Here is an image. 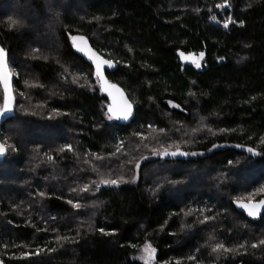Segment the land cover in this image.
I'll use <instances>...</instances> for the list:
<instances>
[{
    "label": "trees",
    "instance_id": "obj_1",
    "mask_svg": "<svg viewBox=\"0 0 264 264\" xmlns=\"http://www.w3.org/2000/svg\"><path fill=\"white\" fill-rule=\"evenodd\" d=\"M17 1V15L0 8V43L19 74L16 115L1 129L17 149L0 162L4 264H143L136 256L145 242L156 249L154 264H264V245L250 246L264 238V215L249 219L233 202L248 201L249 193L252 200L264 198L257 191L264 187V0H229L232 9L217 8L223 0H77L81 8L74 0L65 6L49 0V7L45 0ZM8 17H26L34 26ZM75 33L119 63L108 76L137 106L130 124L108 119V98L93 66L71 46ZM182 51L203 52L200 67L182 63ZM151 131L156 146L176 141L200 155L157 156L141 164L134 183L93 190L91 180L110 171L119 176V165L131 181L135 161L153 149L134 133ZM30 132L37 138L29 150L14 142L13 133ZM103 153L114 158L92 156ZM7 166L19 176L7 177ZM191 167L203 172L200 189L187 187L178 198L165 178L181 181ZM85 183L89 191L81 192ZM65 235L74 242L55 239ZM217 243L245 247L213 252ZM37 245L43 251L32 255ZM21 252L30 255L19 258Z\"/></svg>",
    "mask_w": 264,
    "mask_h": 264
},
{
    "label": "snow or ice",
    "instance_id": "obj_2",
    "mask_svg": "<svg viewBox=\"0 0 264 264\" xmlns=\"http://www.w3.org/2000/svg\"><path fill=\"white\" fill-rule=\"evenodd\" d=\"M229 5V0H223L222 4H217L216 7L217 8H222V7H227ZM198 11V9H197ZM211 19L215 20V17H211ZM230 19V18H229ZM234 23V21H233ZM240 23L242 24L243 21H240ZM223 26L225 28H227L229 26V21L226 20L223 24ZM69 39L73 42L74 47H76L77 51L84 53V55L87 56L88 60H90L92 62V64L94 65L95 68V77L97 79V81L100 82V88L103 91H107L108 95L111 97L113 95V90H115L121 97V104L119 106H113V105H109V113H111L110 115H108V119L112 120L113 118L115 119H121V120H125L127 121L129 119V116L131 115V104L128 103L127 100L123 99V93L120 92L119 89L116 88V85L114 84H110L103 73V66L107 65L109 68H111L113 66V62L111 60H105L102 59L100 56L96 55L94 52L91 51V49H89L86 44L84 46H81L79 44H76V41H84L83 37H77V36H70ZM184 54L181 53V57H183ZM204 56V53L201 52L199 54V57L202 59ZM193 64L196 65L197 68L200 67V64L197 62V60L193 59L191 61ZM27 83V82H26ZM0 86L3 87V91H4V103L2 106H0V116L5 115L7 112H10L13 110L12 108V102H13V97L11 95L10 89H11V72L9 70V65H8V60L6 58V53L5 50L0 47ZM169 103L171 104V101H169ZM173 107L175 108H179V105H173ZM56 109H53V112H56ZM51 118V117H50ZM161 132H164V129H160ZM195 131V130H194ZM210 131V129H209ZM221 132H226V131H231L228 129H220ZM135 136L141 137V139H144V137L141 136L140 132H135L134 133ZM184 143H187L188 141H183ZM260 142L264 143V136L260 137ZM173 145H175V147H173ZM65 147H68L69 149H71L70 145H66ZM144 147H147V144L144 145ZM217 145L213 144L212 148H216ZM236 147H241V145H236ZM9 149H11L13 152H15L17 149L15 148L14 145L12 144H8L7 143V139L4 140V142H0V156H5L7 154V152L9 151ZM64 149L61 148L60 151H63ZM119 147H117V151H119ZM211 150V149H209ZM246 151L248 153H251L253 155H258V153L255 151L254 148L252 147H248L246 149ZM95 155V154H93ZM151 155L154 156H158L160 159H165L167 157H178V156H195L197 155V153L192 152H186V151H182L179 143L176 141H171L169 144L165 145H158L157 147H154L151 150ZM48 160H52V156L49 155ZM97 160H101L102 158L97 156L96 157ZM140 159H145V157L141 156ZM129 163H132L131 161ZM233 162L232 161H228V164L231 165ZM140 168V163L139 160H136L134 163V174L131 178V181H126L124 179V177L122 175L119 176H115L114 178H103L101 177L99 179V181L97 180H91L90 183L92 185H94V189L93 190H98L102 185H107V186H113V187H118L121 183H127V182H132L134 183L137 179V176L135 174V169H139ZM165 182L168 184H178L181 183V181L178 180H167V178H165ZM161 185L157 184L156 185V189L160 188ZM156 189H153V191L155 192ZM70 191L72 192H76L77 189L76 188H72L70 189ZM81 192H88L89 191V183H85L83 184L82 188H80ZM258 192H264V187L257 189ZM39 196L44 197L45 193L44 192H40ZM249 199L248 202L245 203L243 201V199H234V203L241 209H244V211L247 213V215L249 217H257L260 214V209L264 208V199L259 200L256 203L252 202V193L248 194ZM67 203L69 205H71L73 208H79L81 205L79 203H74L73 200L68 199ZM183 211V210H181ZM201 212H203V210H200ZM192 213V209H189L188 212L185 213V215H190ZM212 219V217L210 216H205L204 220H210ZM10 223V222H9ZM201 223H203V221H201ZM98 231H100L101 233L108 235L111 233L105 232V230L103 228L98 229ZM77 235H79V232H77ZM55 239L59 242V241H68V242H74L69 236L65 235V236H57L55 237ZM264 245V238L259 239L257 242L252 243L250 246L252 248H256L258 246ZM15 246V245H13ZM4 247H7V245H4ZM132 247H138L137 245H132ZM245 247L244 244H237L233 247H225V245L223 243H217L215 244V246L213 247L212 251L216 252L218 250H223L225 253L228 252H232L235 253L237 248L243 249ZM43 251V249L37 245L36 246V250L34 253H32V255H39L41 252ZM55 251V249L53 248H49L48 252H53ZM142 255L139 257V259H141L143 261V264H154L155 262V253H156V249L152 246L151 243L149 242H145L142 249H141ZM30 255L29 252H21L20 253V257L19 258H28ZM189 260H193L194 257L193 256H189L188 257ZM0 264H2V262H0ZM177 264H179V261H177Z\"/></svg>",
    "mask_w": 264,
    "mask_h": 264
},
{
    "label": "rangeland",
    "instance_id": "obj_3",
    "mask_svg": "<svg viewBox=\"0 0 264 264\" xmlns=\"http://www.w3.org/2000/svg\"><path fill=\"white\" fill-rule=\"evenodd\" d=\"M45 2L47 3L46 5V7H49L48 6V3H49V0H45ZM66 3H67V0H53V3L52 4H55V5H57L58 4V6L60 5V6H65L66 5ZM73 4L76 6V8H81V6L79 5V3H77V0H74L73 1ZM20 6H22V3H18V1L17 0H9V2L7 1V2H4L1 6H0V8L2 9V10H7V11H13V13L14 14H16V8H18V7H20ZM228 7L230 8V9H232V7H231V5H230V3H229V5H228ZM21 13H22V11H21ZM46 15H50V14H52V13H50V10L49 9H47L46 10ZM17 15V14H16ZM45 15V16H46ZM27 17V16H26ZM26 17H24V18H22V20H20V19H18V18H13V17H8V19L10 20L11 19V22L12 23H14V24H22L23 25V27H27V26H34V22H32L31 23V21H30V23H25V18ZM38 18V15L37 14H35V13H33L32 14V18ZM50 16H47V18H49ZM51 19H52V17H51ZM36 20V19H35ZM12 66V65H11ZM12 71H13V73H14V75L17 77L19 74H18V71H17V69L16 68H14L13 66H12ZM15 93H16V88H15ZM17 96V95H16ZM2 105V103L0 104V106ZM203 127V126H202ZM154 133H155V131H153ZM33 133H35V132H30V134H25V135H20V134H16V133H13V136H14V142L15 143H17L18 145H21V146H23V147H25L26 149H28L29 150V148H30V144H28V142H30L31 140H33V139H35V138H37L36 136H34L33 135ZM41 133H43V132H41ZM47 133V132H46ZM141 133V136L142 137H144V140H146L147 142V144H148V147L150 146H152L151 148H154V147H157L156 146V144H154L155 142H154V140H153V138H152V131L151 132H140ZM157 133H158V131H157ZM41 138H45L46 139V134H42V136H41ZM140 139H141V137H139ZM2 141L4 142V140L2 139ZM7 142H9V143H11L12 145H14V143L11 141H8V139H7ZM120 144V148L119 149H121V148H123V143H119ZM16 145V144H15ZM14 145V146H15ZM157 145H159V144H157ZM15 148H16V146H15ZM16 153V151L15 152H13L12 151V153H11V156H13L14 154ZM195 153H197V155H195V156H192V157H197V156H199L200 154L198 153V152H195ZM8 154H9V152H8ZM92 156H94L95 157V159H96V157L97 156H99L100 157V155H92ZM103 156H104V158H102V159H105V160H107L108 162H110L111 160H112V158H114V157H110V156H106V154L105 153H103ZM143 157H145V159H138L139 160V163H140V167H141V164L144 162V161H147V160H152V159H154V158H156L157 156H154V155H151V153L149 152V153H146V154H143ZM101 159V160H102ZM97 160V159H96ZM101 160H98L99 162L101 161ZM80 167H83V168H85L84 166H83V164H82V162H81V164H80ZM6 168H9V166H7ZM118 168H120V170H121V173H120V175H122V176H124V175H126V174H124V173H127L126 171L124 172V173H122V171L124 170V169H121V166L119 165V167ZM18 169V168H17ZM180 169V168H179ZM139 170H140V168L139 169H135V174H136V176H138V174H139ZM177 170V169H176ZM17 170H16V168H9V175L7 176V177H12V176H14V177H16V176H19L18 175V172H20V170L18 171V172H16ZM22 171V170H21ZM111 173H108L107 175V178H114L115 176H118V174H114V172H112V171H110ZM202 173L203 172H197L196 171V169L194 168L193 169V167H191L189 170H186L185 171V173L183 174V179L181 180V183H178V184H168V185H172V186H174L173 188H172V190L174 191V192H176V195H178V198H180V195H181V192H183V190L185 189V188H189V187H191V188H194V189H196V187H197V190L198 189H200L199 187H198V185L200 184V182H201V175H202ZM146 175L147 176H149V177H153V175H154V172H152V171H149V169L148 170H146ZM81 179L83 178L82 176L80 177ZM85 179H89L88 177H85ZM99 179H97V181H98ZM179 181V180H178ZM252 201H255V200H252ZM153 246V245H152ZM143 247V246H142ZM142 247L140 248V251L138 252V254H137V256H136V258L137 259H139V257L142 255V252H141V249H142ZM155 257H156V253H155ZM140 261H142L141 259H139ZM143 262V261H142Z\"/></svg>",
    "mask_w": 264,
    "mask_h": 264
},
{
    "label": "water",
    "instance_id": "obj_4",
    "mask_svg": "<svg viewBox=\"0 0 264 264\" xmlns=\"http://www.w3.org/2000/svg\"><path fill=\"white\" fill-rule=\"evenodd\" d=\"M70 36H77V37H83L84 38V41L81 42V41H76V44H79L81 46H84L86 44V46L91 49L92 52H94L96 55L100 56L102 59H105V60H111L113 62V66L111 68H109L107 65H104L103 66V73H104V76L106 78V80L110 83V84H114L116 85V88L120 90V92L123 93V99L127 100L129 104H131V115L129 116V119L127 121L125 120H121V119H115L113 118L114 121H117L118 123H120L121 125H128L130 124L131 122L134 121V119L136 118V111H137V106L136 104L132 101V99L130 98V96L128 95L127 91L117 82L115 81H112L109 76H108V72H115L117 71V69L119 68V63L113 59H110L108 57H106L105 55H103L101 52H99L91 43L90 39L88 36H86L85 34H80V33H75V34H70ZM71 42V46L73 48V50L78 54L80 55L81 57H83L90 65L93 66V69H94V73H95V68H94V65L92 64V62L90 60H88L87 56L84 55V53H81L79 51H77L76 47H74L73 45V42L70 40ZM0 47H2L4 50H5V53H6V58L8 60V65H9V70L11 72V89H10V92H11V95L13 97V102H12V108L13 110L10 111V112H7L5 115L3 116H0V142H3L2 141V138H1V129H2V126L3 124L9 120L10 118L14 117L16 115V110H17V105H18V100H17V96H16V93H15V85H14V82H15V78L16 76L14 75L13 71H12V66L10 64V56H9V51L0 43ZM181 53L184 54L183 57H181ZM179 57H180V61L182 63H186V64H193L191 61L193 59L197 60V62H199V55L196 54V53H187L185 51H182L180 52L179 54ZM94 77H95V74H94ZM96 78V77H95ZM99 85H100V82H99ZM2 90H3V87H2ZM101 90V88H100ZM101 92L108 98V106H107V111H108V114L110 115L111 113H109V105H113V106H119L121 104V97L120 95L115 91L113 90V95L110 97L108 95V92L107 91H103L101 90ZM4 103V91H3V102H2V105ZM1 105V106H2ZM8 155V152L5 156H0V162L4 161L5 158L7 157ZM189 156H178V157H167L169 159H173V158H189ZM108 188L109 186L107 185H102L101 188ZM264 199V198H262ZM261 200V199H259ZM259 200H255V201H252L253 203H256L258 202ZM245 203H247L248 201H244ZM239 210L244 213L249 219H252V220H257L259 218H261L263 215H264V208H261L260 209V214L259 216L253 218V217H249L247 215V213L244 211V209H241L239 208ZM0 262H2V264H4L3 260L0 259Z\"/></svg>",
    "mask_w": 264,
    "mask_h": 264
}]
</instances>
